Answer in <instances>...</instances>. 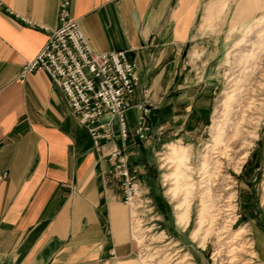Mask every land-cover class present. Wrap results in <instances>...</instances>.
<instances>
[{"label": "crops", "instance_id": "1", "mask_svg": "<svg viewBox=\"0 0 264 264\" xmlns=\"http://www.w3.org/2000/svg\"><path fill=\"white\" fill-rule=\"evenodd\" d=\"M0 1V264H114L131 255L133 245L121 187L107 172L112 163L93 148L47 73L19 78L22 63L48 38L43 27L56 25L59 0ZM244 1L71 0V15L92 49L123 50L137 66L132 103L150 107L154 133L137 138L133 106L128 139L104 150L124 147L141 179L163 140L199 129L210 100L196 61L212 57L213 34L233 33L215 25L230 16L226 3ZM261 1L238 7L236 18L251 16L240 13L255 11Z\"/></svg>", "mask_w": 264, "mask_h": 264}, {"label": "rangeland", "instance_id": "2", "mask_svg": "<svg viewBox=\"0 0 264 264\" xmlns=\"http://www.w3.org/2000/svg\"><path fill=\"white\" fill-rule=\"evenodd\" d=\"M252 3H226L230 16L216 19L233 33L213 34L212 57L196 61L210 109L194 134L163 140L148 177L137 176L153 210L132 222L128 213L132 253L114 264H264V1L235 16ZM230 244L240 247L232 263L223 258Z\"/></svg>", "mask_w": 264, "mask_h": 264}, {"label": "built area", "instance_id": "3", "mask_svg": "<svg viewBox=\"0 0 264 264\" xmlns=\"http://www.w3.org/2000/svg\"><path fill=\"white\" fill-rule=\"evenodd\" d=\"M70 6L71 0H59L56 25L43 27L48 38L33 58L22 63L19 78L41 70L59 87L71 113L88 132L93 148L102 159L112 163L107 172L119 182L130 222L136 221L152 213V201L133 172L124 147L104 150V146L117 139H128L127 111L133 106L138 109L134 133L139 140H147L152 134L147 122L150 107L142 102L132 103L139 80L135 62L128 60L123 50L92 49L71 15ZM161 131L159 128L158 132ZM109 255L114 258V251L110 250Z\"/></svg>", "mask_w": 264, "mask_h": 264}, {"label": "bare ground", "instance_id": "4", "mask_svg": "<svg viewBox=\"0 0 264 264\" xmlns=\"http://www.w3.org/2000/svg\"><path fill=\"white\" fill-rule=\"evenodd\" d=\"M246 39V36L241 38L240 40H238L236 42L237 45H240L243 43V41ZM261 41H262V36H258V40L256 41V43L258 44H261ZM246 55V52H241L239 55H238V60H241L243 59ZM219 181L221 180V178L219 177L218 179ZM217 183V180L215 181V183L213 185H215ZM225 188H228V186H226ZM200 197H201V209L203 208V198H205V195L204 194H200ZM233 206L230 204L228 205V207L226 208L227 210H230ZM185 217V214H181L180 218L181 219H184ZM197 225H198V229L196 230H199V228H201L203 226V223H204V220L200 218L199 221H197ZM230 227V226H229ZM222 228H226V227H222ZM227 231V230H224V232ZM196 232V231H195ZM195 232H194V235H195ZM237 233V232H236ZM236 233H235V236H236ZM244 233V230L240 229L237 233V235H241ZM235 236L233 238H235ZM230 242H233V240L231 239ZM229 246H232L230 249L227 250V254L224 255V259L226 261H228L229 263H232L233 261L236 260V252H238L240 250V247H237L235 246L234 244H230ZM249 246V245H248ZM218 252H220V249L217 250ZM253 254L255 255V251L253 250ZM235 264V263H234Z\"/></svg>", "mask_w": 264, "mask_h": 264}]
</instances>
